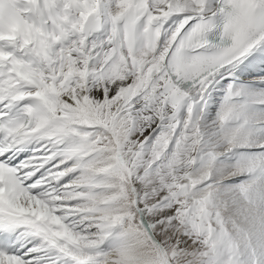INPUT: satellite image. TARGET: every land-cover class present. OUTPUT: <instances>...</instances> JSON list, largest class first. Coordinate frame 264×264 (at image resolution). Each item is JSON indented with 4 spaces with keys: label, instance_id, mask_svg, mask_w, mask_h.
<instances>
[{
    "label": "snow or ice",
    "instance_id": "snow-or-ice-1",
    "mask_svg": "<svg viewBox=\"0 0 264 264\" xmlns=\"http://www.w3.org/2000/svg\"><path fill=\"white\" fill-rule=\"evenodd\" d=\"M0 264H264V0H0Z\"/></svg>",
    "mask_w": 264,
    "mask_h": 264
}]
</instances>
